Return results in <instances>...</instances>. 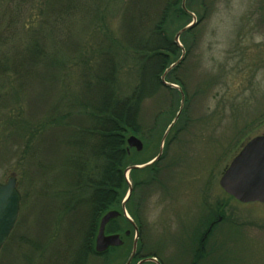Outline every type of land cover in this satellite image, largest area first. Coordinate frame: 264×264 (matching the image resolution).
<instances>
[{
  "label": "rangeland",
  "instance_id": "374dc122",
  "mask_svg": "<svg viewBox=\"0 0 264 264\" xmlns=\"http://www.w3.org/2000/svg\"><path fill=\"white\" fill-rule=\"evenodd\" d=\"M144 3L147 11V0ZM183 5L188 6L191 15L188 24L194 23L188 30H192L190 34L181 35L185 60L174 76L187 92L185 116L182 119L185 108L184 102L181 111L182 96L180 99L176 93L160 90L141 106L139 120L144 150L139 154L130 151L129 156V168L154 159L168 127L181 111L174 131L164 142L162 160L147 171H133L127 176L134 187L135 182L143 184L154 170L151 181L136 188L126 205L129 217L135 214L140 225L143 245L140 257L156 255L164 264H192L200 250H206L209 257L200 264H264V205L240 204L219 186L224 171L242 148L264 135V119L261 120L264 116V0H185ZM1 13L5 14L3 3ZM118 17L105 20L112 34L118 35ZM80 32L81 53L91 37L92 27ZM14 40L15 36L8 40L11 42L6 44V49L13 48ZM6 55L7 64L12 60V68L16 58L12 53ZM180 55L183 56L182 52ZM121 66L124 69L120 86L128 94L136 85L134 64L129 59H121ZM72 71L63 93L69 106L80 93L78 69ZM6 74L9 78L15 77L11 70ZM4 83L7 81L0 84ZM4 88L10 95L3 93L0 97V136L6 120L20 109L11 89ZM67 137V134H50L45 146L46 161L40 165L35 161L30 173L16 148L17 135L7 140L6 153L1 146V155H13L7 162L0 156V183L15 175L21 195H27L25 201L22 198L17 235L27 234L37 239L49 225L62 229L55 219L52 221L50 213H54L53 198L59 203L56 193L69 190L64 174L72 170L63 167L72 150L67 145ZM41 167L44 170L40 171ZM121 223L125 232L130 230ZM213 223L215 229L206 240L207 230ZM54 229L49 235L51 239ZM119 235L124 247L104 258L92 259L89 264H106L107 259L109 264H126L135 235L132 233L130 238ZM203 238L205 246H202ZM10 260L28 264L20 259H7L0 264H10Z\"/></svg>",
  "mask_w": 264,
  "mask_h": 264
},
{
  "label": "trees",
  "instance_id": "16d2710c",
  "mask_svg": "<svg viewBox=\"0 0 264 264\" xmlns=\"http://www.w3.org/2000/svg\"><path fill=\"white\" fill-rule=\"evenodd\" d=\"M144 1L0 2L5 13L0 15V83L7 81L0 84V97L3 93L10 95L3 90L8 86L20 107L2 127L0 156L4 162L12 159V153L1 155L2 149L6 153L7 140L17 135L16 148H19L21 160L27 162L30 173L35 163L40 165L46 161V142L50 134H67V145L72 147L63 166L72 170L64 174L69 190L56 193L59 203L53 198L54 213H50L52 221L55 219L62 229L49 225L35 239L27 234L17 235L18 222L1 252L0 262L20 259L28 264H33L34 260L37 264H89L90 260L104 258L116 250L111 249L103 255L96 253L95 239L100 221L108 212L122 211L123 196L128 191L124 172L130 160L126 141L130 136L143 140L139 120L142 103L160 90L176 93L181 99V94L166 86L162 77L180 60L182 50L175 43V37L191 19L188 6L183 8L184 0H147V11H144ZM115 15L119 16L118 35L105 26L106 18ZM88 27H92V34L80 53L79 33ZM12 36H15L12 41L15 44L6 49ZM6 53L16 58L12 68V60L7 64ZM71 56L76 58L72 60ZM121 59H129L134 64L136 85L128 94L123 93L120 86L124 69ZM184 60L165 77L167 83L179 86L185 94L182 119L188 104L187 92L174 76ZM73 68L78 69L76 82L80 93L69 106L63 93ZM9 70L15 77H8ZM152 172L143 183L151 181ZM139 185L135 182L134 190ZM18 189L20 191V186ZM26 196V193L22 195L24 201ZM121 222L128 226L126 219L121 217L108 225L106 234L125 236ZM136 224L140 227L138 221ZM215 225L207 230L206 240ZM52 229L53 239L49 237ZM206 240L202 239V246ZM142 250L139 231L134 262L141 258L158 259L156 255L140 257ZM203 251L200 250L192 264L207 261L209 254ZM10 264L16 263L10 260ZM106 264H109L108 259Z\"/></svg>",
  "mask_w": 264,
  "mask_h": 264
},
{
  "label": "water",
  "instance_id": "95a60500",
  "mask_svg": "<svg viewBox=\"0 0 264 264\" xmlns=\"http://www.w3.org/2000/svg\"><path fill=\"white\" fill-rule=\"evenodd\" d=\"M185 1V0H184ZM184 6V5H183ZM185 8V7H183ZM193 16V15H192ZM194 27V23L189 24L175 37V43L181 48L183 56L174 64L162 77V82L179 91L182 96L181 111L185 102V94L179 86L169 84L165 81L166 75L177 67L184 59L183 46L180 44L181 35ZM168 127L164 137L163 144L160 148L159 154L151 161L128 167L124 176L128 184V191L124 200L122 201V211H111L103 216L100 221L99 230L95 239V251L97 254H106L111 249H120L124 247V241L119 234L107 235L106 229L108 225L124 217L134 228L135 239L133 243L132 252L126 264H132L134 258L138 253L139 243V229L137 224L129 217L126 205L129 203L133 195V187L128 182V174L133 171H144L153 167L161 158L164 149V142L170 134L178 117ZM128 151L133 150L136 153H141L144 150L143 142L135 136H130L127 141ZM219 186L223 192L243 205L262 204L264 205V135L250 140L239 152V154L231 161L230 165L224 171ZM22 202V195L18 189V180L15 175H12L5 183H0V254L6 245L8 239L13 233L18 222L20 207ZM129 232L125 234L128 238ZM161 264L156 258H148L139 261L137 264Z\"/></svg>",
  "mask_w": 264,
  "mask_h": 264
},
{
  "label": "flooded vegetation",
  "instance_id": "af4514ba",
  "mask_svg": "<svg viewBox=\"0 0 264 264\" xmlns=\"http://www.w3.org/2000/svg\"><path fill=\"white\" fill-rule=\"evenodd\" d=\"M130 151H133V150H130ZM130 151H128V155L130 156ZM139 154V153H138ZM162 160V158L154 165V167L160 162ZM144 185V183L143 184H141L140 183V185H139V187L140 186H143ZM133 186H134V184H133ZM134 188V187H133ZM134 190V189H133ZM134 194V193H133ZM133 197V196H132ZM130 201H131V199H130ZM131 218H132V220L136 223V221H138V218L136 217V215L135 214H131ZM221 219V218H220ZM220 219H219V221H220ZM214 225V223L213 224H211V226L210 227H212ZM128 227H130V230L129 231H127V232H129L130 233V235H129V237L128 238H130V237H132L133 235H135V233H134V228L132 227V225L128 222ZM138 229H140V227L138 226ZM140 231V230H139ZM126 232V233H127ZM132 233H133V235H132ZM135 258H137V255H136V257ZM135 258H134V260H133V262H132V264L134 263V261H135ZM143 258H141L140 260H138V262L139 261H141ZM137 262V263H138ZM136 263V264H137Z\"/></svg>",
  "mask_w": 264,
  "mask_h": 264
}]
</instances>
